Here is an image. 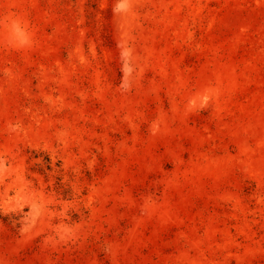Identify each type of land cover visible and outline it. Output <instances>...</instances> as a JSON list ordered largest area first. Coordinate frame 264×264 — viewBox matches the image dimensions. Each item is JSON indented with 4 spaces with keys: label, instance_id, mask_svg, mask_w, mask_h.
I'll list each match as a JSON object with an SVG mask.
<instances>
[{
    "label": "rangeland",
    "instance_id": "obj_1",
    "mask_svg": "<svg viewBox=\"0 0 264 264\" xmlns=\"http://www.w3.org/2000/svg\"><path fill=\"white\" fill-rule=\"evenodd\" d=\"M0 264H264V0H0Z\"/></svg>",
    "mask_w": 264,
    "mask_h": 264
}]
</instances>
